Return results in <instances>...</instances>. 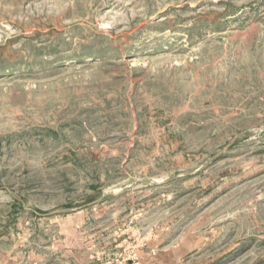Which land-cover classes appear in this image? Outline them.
<instances>
[{"label":"rangeland","instance_id":"1","mask_svg":"<svg viewBox=\"0 0 264 264\" xmlns=\"http://www.w3.org/2000/svg\"><path fill=\"white\" fill-rule=\"evenodd\" d=\"M0 264H264V0H0Z\"/></svg>","mask_w":264,"mask_h":264}]
</instances>
